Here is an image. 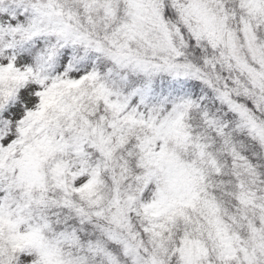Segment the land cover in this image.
<instances>
[{
	"label": "snow or ice",
	"instance_id": "snow-or-ice-1",
	"mask_svg": "<svg viewBox=\"0 0 264 264\" xmlns=\"http://www.w3.org/2000/svg\"><path fill=\"white\" fill-rule=\"evenodd\" d=\"M112 5L113 0H104L106 14L115 16ZM53 8V0H0V264H88L90 257L99 264H264V205H254L260 209L258 216H241L246 235L219 217L205 229L187 211L195 209L201 193L208 196L204 178L168 145L179 139L181 117L194 106V99L201 98V84L210 83L200 76L199 67L165 59L127 94L96 83L94 98L103 102L111 118L101 114L92 119L74 90L85 81L97 82L95 70L74 73L75 79L41 74L46 57L32 47L39 34L36 16L51 17ZM239 8L246 14L239 20L248 54L240 57L233 45L232 59L253 87H261L264 0H239ZM125 15L121 29L129 37L145 22L167 35L166 17L175 16L193 43L201 33L190 20L208 30L216 19L206 0H189L186 5L177 0H125ZM62 63L68 65L67 74V55ZM161 72L165 75L157 82L154 77ZM217 100L220 107L204 108L202 116L218 134H224L234 116L255 129L248 111L252 104H239L227 92ZM138 128L148 131L140 134ZM242 158L255 170L251 153ZM106 176L114 192L106 207L88 212L70 198L75 193L89 206L99 205L100 198L91 197ZM57 192L62 195L57 197ZM237 199L241 205L253 203L252 198ZM57 209L68 214L61 216ZM50 210L56 213V225H64L56 232V242L45 236L53 231ZM133 214L147 221L142 232L151 247L133 229ZM93 217L107 219L114 227L96 224ZM205 231L208 240L216 241L211 248L203 238ZM61 243L80 247L87 255L68 260Z\"/></svg>",
	"mask_w": 264,
	"mask_h": 264
},
{
	"label": "clouds",
	"instance_id": "clouds-1",
	"mask_svg": "<svg viewBox=\"0 0 264 264\" xmlns=\"http://www.w3.org/2000/svg\"><path fill=\"white\" fill-rule=\"evenodd\" d=\"M188 2L189 0H177L178 5H186ZM206 2L216 18L214 27L205 30L197 20L191 19V26L201 33L200 40L193 43L191 34L175 16L166 17L167 35L155 24L145 22L137 34L129 37L121 29V25L127 20L125 0H113L115 16L106 14L104 0H53L54 14L51 17L36 16L39 34L32 47L37 54L46 57L41 66L42 75L75 79L77 77L74 73L84 74L92 70L98 73L97 82L85 81L74 90L76 95L81 96L85 114H90L92 119L101 114L111 118V114L104 110L103 102L94 98L93 88L96 83L103 82L109 88L119 89L127 94L134 86L146 82L154 72L153 66L163 65L165 59L178 64L190 62L199 67L200 76L210 83L201 84V98L194 99V106L181 117L183 126H178L179 139L169 140L168 146L184 162L199 170L197 176L203 175L202 183L206 186L208 196L201 193L195 209L187 210L193 221H201L205 229H208L210 222L214 223L219 217L233 231L246 235L241 216H258L260 209L254 205H264V86L253 87L248 75L239 71L236 61L232 59L233 45L240 57L248 54L239 20L241 15L246 14L239 8V0ZM177 27L181 29L179 34ZM173 49L180 55H176ZM49 55L50 60L47 59ZM66 55L71 64L67 74L64 70L68 65L62 63ZM112 57H117L119 62ZM163 75L165 74L161 72L154 79L158 82ZM222 92L229 93L230 98L239 104H252L248 111L253 117L255 129L246 120L234 116L227 122L224 134L220 135L216 128L204 120L202 111L212 105L218 109L220 105L217 97ZM203 98L208 99L207 105L203 104ZM147 131L144 128L137 129L140 134ZM198 144L206 147L202 149L197 147ZM246 152L251 153L256 160L255 170L249 168L247 158H242V154ZM55 195L59 197L62 194L57 192ZM113 196V185L106 176L105 183L91 197L100 198L99 205L89 206L87 199L82 200L75 193L70 198L78 207L94 212L106 207ZM238 197L252 198L253 203L241 205ZM56 212L61 216L68 214L60 209ZM48 215L53 231H46L45 236L49 241L56 242V232L63 230L64 225H56V213L50 210ZM130 219L133 229L140 233L144 244L151 247L147 234L142 232V224L147 221L135 214ZM93 222L104 227H114L103 218L93 217ZM203 238L210 248L216 243L215 240H208L207 231ZM61 248L68 260L74 261L87 255L80 247L67 243H61ZM88 264H99V261L90 257Z\"/></svg>",
	"mask_w": 264,
	"mask_h": 264
}]
</instances>
